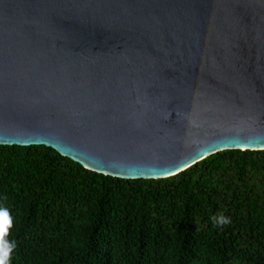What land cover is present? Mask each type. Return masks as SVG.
<instances>
[{
	"label": "water",
	"instance_id": "95a60500",
	"mask_svg": "<svg viewBox=\"0 0 264 264\" xmlns=\"http://www.w3.org/2000/svg\"><path fill=\"white\" fill-rule=\"evenodd\" d=\"M0 145L122 179L264 150V0H0Z\"/></svg>",
	"mask_w": 264,
	"mask_h": 264
},
{
	"label": "trees",
	"instance_id": "16d2710c",
	"mask_svg": "<svg viewBox=\"0 0 264 264\" xmlns=\"http://www.w3.org/2000/svg\"><path fill=\"white\" fill-rule=\"evenodd\" d=\"M0 207L14 218L11 264H264V150L122 179L43 145H0Z\"/></svg>",
	"mask_w": 264,
	"mask_h": 264
},
{
	"label": "clouds",
	"instance_id": "9594fccd",
	"mask_svg": "<svg viewBox=\"0 0 264 264\" xmlns=\"http://www.w3.org/2000/svg\"><path fill=\"white\" fill-rule=\"evenodd\" d=\"M226 217L220 218L221 224L229 223ZM14 227V218L8 208L0 207V264H11L13 252L16 249L14 240L8 239Z\"/></svg>",
	"mask_w": 264,
	"mask_h": 264
}]
</instances>
